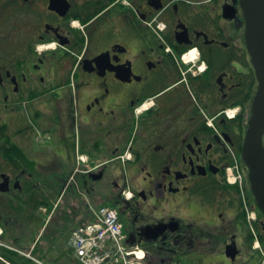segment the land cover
Masks as SVG:
<instances>
[{"label":"flooded vegetation","instance_id":"obj_1","mask_svg":"<svg viewBox=\"0 0 264 264\" xmlns=\"http://www.w3.org/2000/svg\"><path fill=\"white\" fill-rule=\"evenodd\" d=\"M246 29L240 0H0V264H61L11 247L45 190L116 206L147 264H264Z\"/></svg>","mask_w":264,"mask_h":264},{"label":"water","instance_id":"obj_2","mask_svg":"<svg viewBox=\"0 0 264 264\" xmlns=\"http://www.w3.org/2000/svg\"><path fill=\"white\" fill-rule=\"evenodd\" d=\"M240 1L247 21L246 43L259 81L252 104V117L244 139L242 158L251 171L255 185L261 190L264 185V0ZM261 192L257 197L264 208V193ZM160 230L158 226L153 231L158 234Z\"/></svg>","mask_w":264,"mask_h":264},{"label":"built area","instance_id":"obj_3","mask_svg":"<svg viewBox=\"0 0 264 264\" xmlns=\"http://www.w3.org/2000/svg\"><path fill=\"white\" fill-rule=\"evenodd\" d=\"M71 241L85 264H145V250L125 244L122 224L116 209L111 207H102L95 222L77 228ZM137 251H144L145 257L139 259Z\"/></svg>","mask_w":264,"mask_h":264},{"label":"rangeland","instance_id":"obj_4","mask_svg":"<svg viewBox=\"0 0 264 264\" xmlns=\"http://www.w3.org/2000/svg\"><path fill=\"white\" fill-rule=\"evenodd\" d=\"M39 105V103H36V107ZM47 136L42 137V140L46 141L45 139ZM49 140L46 141L48 143ZM52 153V150H43L40 147H38L37 144H34L30 137V155L35 157V159L41 160V158L44 155H48ZM50 162H48L49 164ZM53 168H39L40 171L45 172L47 175L53 174ZM50 179L52 177H49ZM47 196L49 190H45ZM53 195V194H52ZM51 195V198L49 202H46L44 205L45 208L49 205L48 208H50L46 213L52 212L53 208L55 207V203L59 200V197L56 195ZM47 197V198H48ZM91 201H86L85 198L79 197L77 194L69 193L63 197L61 202L59 203V206H57L55 210V215H52V219L49 221L48 226L46 227L45 233L43 238L40 241L39 246L36 247L34 254L39 255L41 258H47L46 262L51 259L53 262L58 261L59 263L64 264H81L77 259L74 258V256L70 253L69 247L67 245V237L68 234L74 226L75 222L83 223L84 220H89L91 217V213H86V215H83L81 218L78 219L77 214L82 215L84 211L87 209L88 205L87 203H90ZM47 208V209H48ZM47 215L41 214V219H46ZM72 218H74L73 221ZM43 222H41L40 226ZM72 225V226H71ZM59 236L60 240L59 242H56L51 236ZM47 238H50L48 240ZM60 253V257H58L56 254ZM137 256L139 254V251L136 252ZM55 260V261H54ZM50 261V260H49ZM66 262V263H65Z\"/></svg>","mask_w":264,"mask_h":264},{"label":"bare ground","instance_id":"obj_5","mask_svg":"<svg viewBox=\"0 0 264 264\" xmlns=\"http://www.w3.org/2000/svg\"><path fill=\"white\" fill-rule=\"evenodd\" d=\"M138 257H139V259L144 258L145 257V252L144 251H139Z\"/></svg>","mask_w":264,"mask_h":264},{"label":"crops","instance_id":"obj_6","mask_svg":"<svg viewBox=\"0 0 264 264\" xmlns=\"http://www.w3.org/2000/svg\"><path fill=\"white\" fill-rule=\"evenodd\" d=\"M59 239V236H54V240L57 241ZM57 256H60V254H56Z\"/></svg>","mask_w":264,"mask_h":264},{"label":"trees","instance_id":"obj_7","mask_svg":"<svg viewBox=\"0 0 264 264\" xmlns=\"http://www.w3.org/2000/svg\"><path fill=\"white\" fill-rule=\"evenodd\" d=\"M49 201H50V199L47 198L44 203L46 204V202H49ZM49 205L51 206V204H48V206Z\"/></svg>","mask_w":264,"mask_h":264}]
</instances>
